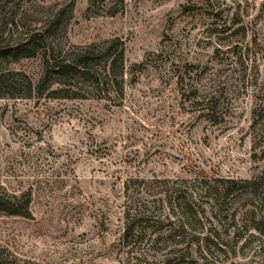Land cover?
I'll list each match as a JSON object with an SVG mask.
<instances>
[{"label":"rangeland","instance_id":"1","mask_svg":"<svg viewBox=\"0 0 264 264\" xmlns=\"http://www.w3.org/2000/svg\"><path fill=\"white\" fill-rule=\"evenodd\" d=\"M112 39L124 48L121 101L37 91L45 43ZM10 74L30 93L4 95ZM213 81L219 124L187 100ZM263 106L264 0H0V190L30 195L29 218L0 215V247L35 264H136L144 253L157 264L166 251L122 238L125 212L144 201L164 221L167 195L185 188L206 219L171 264H264V124L253 127ZM136 178L161 193L146 195ZM219 180L249 186L218 216L198 184Z\"/></svg>","mask_w":264,"mask_h":264},{"label":"trees","instance_id":"2","mask_svg":"<svg viewBox=\"0 0 264 264\" xmlns=\"http://www.w3.org/2000/svg\"><path fill=\"white\" fill-rule=\"evenodd\" d=\"M91 1L93 4L94 0ZM115 13L113 11L109 15L113 16ZM39 42L44 43V40L41 39ZM40 53L42 80L37 86V91L43 92L45 86L49 95L55 99L86 100L90 96H94L110 104H115L116 101L123 99L126 67L123 42L120 40L112 39L83 46L70 45L65 49L45 43V46L40 48ZM25 57L29 56L25 55ZM24 86L30 93L31 83L22 79V76L10 74L4 77V95L15 92ZM186 92L188 93L187 100L197 108L200 117L208 118L209 121L213 120L218 124L224 122V114L220 110L223 105L221 103L223 92L219 84L216 85L213 81L205 87L193 86ZM41 95L42 93L38 96L41 97ZM254 116L256 119H254L253 127L257 124H264V106ZM132 183H136L140 187V191L143 190L150 197L160 194L159 191L163 188L154 180L136 178ZM196 183L198 182H193L192 189L194 188V190L197 189L195 188ZM216 183L215 186H209L204 181L200 182L198 187L201 188L203 198L218 206L219 216L225 213L220 209L233 190L236 187L238 189L247 187L249 183L237 184L233 181L222 180ZM123 189L127 195L130 189L128 182L123 184ZM194 201L193 194H187V189H175L167 195L163 203L168 208L167 214L163 218L164 221H161L159 217L153 220V212L150 211L147 202L129 205L125 212L126 222L122 238L125 241L135 239L140 245L144 243L146 252H152L153 255L166 251L163 254V259L157 264H171L178 259V252L182 251V248L180 250L177 247L185 244L187 237L196 240V226L202 225V220L206 219L203 209L198 207ZM29 206L30 195L28 193L16 195L6 190H0V215L29 218ZM174 220L177 222L175 223ZM149 221H152V226H150L152 231L147 235L145 229L140 226ZM179 258H184V255L180 254ZM135 261L136 264H156L155 262L148 263L146 253L139 259L135 258ZM0 264L35 263L22 260L0 247Z\"/></svg>","mask_w":264,"mask_h":264}]
</instances>
